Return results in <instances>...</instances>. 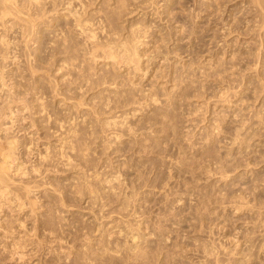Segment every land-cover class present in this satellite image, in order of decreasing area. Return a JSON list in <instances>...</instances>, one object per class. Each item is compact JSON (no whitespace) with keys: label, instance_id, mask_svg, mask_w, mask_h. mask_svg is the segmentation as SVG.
Listing matches in <instances>:
<instances>
[{"label":"rangeland","instance_id":"obj_1","mask_svg":"<svg viewBox=\"0 0 264 264\" xmlns=\"http://www.w3.org/2000/svg\"><path fill=\"white\" fill-rule=\"evenodd\" d=\"M27 1L15 0L21 16L33 22L30 34L22 37L26 42L21 37L12 38L13 29H0V34L12 38L7 39L13 40L11 44H23L22 49L14 47L21 55L18 69L26 58L34 64L38 61L34 85L42 88V94L47 91L42 102L52 114L50 122H41L39 113H33L36 109L23 105L14 118L15 129L20 138L27 137L28 142L34 139L31 154L25 152L32 166L38 164L36 160L47 145L54 143L51 134L58 133V121L65 127L73 126L75 137L71 138L70 152L67 150L73 162H67V169L41 166V173L31 181V186L35 183L34 199L31 197L35 213L31 206L23 215H1V221L13 223V236L25 247L14 249L11 239L7 242L2 238L4 231L0 230V264H264V0H126L123 12L112 4L115 0H106L107 4L81 0L88 8L82 5L86 8L84 21L93 20L86 23L92 29L97 26L94 32L104 51L130 29L146 30V44L140 49L142 75L123 67L119 57L113 65L103 49L100 55L99 51L95 56L89 53L91 41H85L64 22L61 8L69 0H36L44 7L35 0H31L36 3L32 6ZM101 5H105L104 10ZM125 6L130 9L127 13H132H125ZM38 10L41 18L36 15ZM110 10L118 13L116 17ZM123 13V20H119ZM110 17L117 20L115 25ZM57 28L65 36L68 31L67 40ZM38 39L43 40L39 43ZM63 39L74 47L73 52L64 46ZM58 44H62L60 52ZM23 47L29 48L30 57L24 55ZM20 49H24V56ZM55 50L65 54L60 56ZM68 52L74 54L70 57ZM56 63L63 65L60 72ZM45 64L54 67L47 65V71ZM10 65L4 70L11 69L13 74L17 66ZM25 74L20 79L24 84L18 86L19 97L27 101L25 105L34 104L28 103L30 98L24 93L34 78ZM60 74H65V81ZM50 75L55 78L49 79ZM45 77L46 84L39 80ZM50 80L54 86L58 81L55 94L50 92ZM19 221L25 226L18 225Z\"/></svg>","mask_w":264,"mask_h":264},{"label":"bare ground","instance_id":"obj_2","mask_svg":"<svg viewBox=\"0 0 264 264\" xmlns=\"http://www.w3.org/2000/svg\"><path fill=\"white\" fill-rule=\"evenodd\" d=\"M25 1V0H24ZM27 1V0H26ZM36 1V0H35ZM42 1V0H41ZM48 1V0H47ZM51 1H53V0H51ZM87 1H89V0H87ZM104 1V2H103ZM101 3L102 4H104V3H106L107 4V2H105L106 0H103ZM107 1H109V0H107ZM124 1H126V0H115V2L113 3L112 2V4H115L116 5V7H119L120 6V9L122 8V10H121V12H123V6L125 5V2ZM136 1H138V0H136ZM136 1L134 2V4L136 3ZM153 1V0H152ZM23 2V1H22ZM30 2H31V6L35 3H32V1L30 0ZM36 2H38V1H36ZM40 2V1H39ZM37 3V5L39 4L40 5V3ZM42 2H45V1H42ZM49 2V1H48ZM54 2V1H53ZM55 2H57V1H55ZM54 2V3H55ZM62 2V1H61ZM75 1H73V0H69L68 2H66L65 3V6H64V4H63V6L64 7H62L61 9H63L62 11H61V13L63 12V15H65V20H64V22L67 24V26H68V28L71 26L72 28H73V31H74V29L75 30H77L78 31V35H82V36H80V37H82V38H85V41L86 40H89V42L91 43L90 45H91V49H90V54L92 55V56H95L94 54H96V52L97 51H99V50H102L101 49V44L100 43H98V41H97V38L98 37H96L97 36V34H95V30L97 29L96 27V29L95 28H93L92 29V27L90 28L89 27V25H87V23H86V21H90L91 19L89 18H87L88 20H86V21H84L86 18H84L83 17V13H85L84 12V9L86 10V8H87V5H85V4H82V2L83 1H81V0H77L76 1V3H78V4H76V3H74ZM110 2V1H109ZM109 2H108V4H109ZM133 2V1H132ZM258 2V1H257ZM26 3V2H25ZM27 3H28V1H27ZM53 3V4H54ZM127 3V2H126ZM129 3V2H128ZM128 3L126 4V6H128ZM138 3V2H137ZM36 4V3H35ZM34 4V5H35ZM43 5H44V3H42ZM46 4V3H45ZM49 4V3H48ZM100 4V3H99ZM254 4H255V2H254ZM259 4V3H258ZM264 4V3H263ZM37 5H36V7H37ZM43 5H40V6H43ZM47 5V4H46ZM55 5V4H54ZM53 5V6H54ZM59 4H57V6H58ZM78 5V6H77ZM82 5H85V7L86 8H83L84 6H82ZM91 5V4H90ZM111 5V4H110ZM140 5V4H139ZM39 6V7H40ZM89 6V5H88ZM103 6H105V5H103ZM103 6L101 5L100 7H102V9L104 10L105 8H103ZM125 6V7H126ZM44 7V6H43ZM42 7V8H43ZM107 7V6H106ZM111 7V6H110ZM114 7V6H113ZM113 7H111V8H113ZM116 7L115 8H113V9H116ZM132 7V6H131ZM135 7V6H134ZM35 8V7H34ZM38 8V7H37ZM42 8H40L41 10H42ZM55 8V7H54ZM54 8H52L53 10H54ZM111 8H109V9H111ZM127 8V7H126ZM27 9H28V6H27ZM46 9V8H45ZM51 9V8H50ZM56 9V8H55ZM88 9V8H87ZM93 9V8H92ZM101 9V8H100ZM101 9V10H102ZM107 9V8H106ZM112 9V10H113ZM134 9V8H133ZM30 10V9H29ZM31 10H33V9H31ZM36 10V9H35ZM53 10H52V12H53ZM102 10V11H103ZM112 10H110L112 13H114ZM127 10H130V9H126V12L125 13H127ZM47 11V10H46ZM50 11V10H49ZM60 11V10H59ZM101 11V12H102ZM120 11V10H119ZM124 11H125V9H124ZM33 12H34V10H33ZM37 12V14L36 15H38L39 17H40V15L39 14H41V13H38V12H41V11H36ZM45 12V11H44ZM55 12V11H54ZM116 12V11H115ZM120 12V13H121ZM35 13V12H34ZM33 13V14H34ZM43 13V12H42ZM46 13V12H45ZM58 13V12H57ZM110 13V12H109ZM109 13H107V15L109 14ZM125 13H123V14H120L117 18H119V20H121L122 19V17L121 16H123V15H125ZM130 13H132V11H130V12H128L127 14H130ZM86 14H87V11H86ZM92 13H90V15H91ZM95 12L93 13V15L95 16ZM101 13L99 12V15H100ZM103 14H106V13H104L103 12ZM115 14V17H116V15L118 14L117 12L116 13H114ZM127 14H126V16H127ZM35 15V14H34ZM36 15H35V17H36ZM85 15V14H84ZM88 15V14H87ZM111 15V14H110ZM27 16H28V14H27ZM32 16V15H31ZM42 16H44V13H43V15ZM103 16V15H102ZM105 16V15H104ZM112 16V15H111ZM125 16V17H126ZM35 17H34V19H35ZM52 17V16H51ZM58 17V16H57ZM56 17V18H57ZM60 17V16H59ZM87 17H90V16H87ZM95 17H97V16H95ZM41 18V17H40ZM47 18V17H46ZM45 18V19H46ZM49 18V17H48ZM103 18H106V19H104L103 21H105V20H107V16L106 17H103ZM112 20H114V17H110ZM57 19H59V18H57ZM101 20H102V18H100ZM116 19V18H115ZM37 20V19H36ZM38 20H39V18H38ZM37 20V21H38ZM56 20V19H55ZM54 20V21H55ZM67 20H68V22H67ZM95 20V19H94ZM111 20V21H112ZM123 20V19H122ZM42 21V20H41ZM46 21V20H45ZM52 21V20H51ZM60 21V20H59ZM59 21H57L56 22V24H58L59 23ZM62 21V20H61ZM61 21H60V23H61ZM91 21H93V20H91ZM109 21V20H108ZM108 21H106V22H108ZM116 21L117 20H114L112 23L115 25V23H116ZM105 22V23H106ZM115 22V23H114ZM38 23V22H37ZM40 23V22H39ZM53 22H51V24H52ZM64 23V24H65ZM70 25H69V24ZM93 23V22H92ZM102 23V22H101ZM100 23V24H101ZM104 23V24H105ZM110 24H111V26L113 25L111 22H109ZM109 23H108V25H109ZM119 23V22H118ZM120 23H121V21H120ZM35 24V23H34ZM42 24V23H41ZM43 24H44V20H43ZM64 24H63V26H64ZM66 24H65V26H66ZM95 24V23H94ZM46 25H47V23H46ZM46 25H43L42 27H44V26H46ZM61 24H59V26H60ZM92 25V24H91ZM98 25V24H97ZM107 25V24H106ZM113 25V26H114ZM120 25V24H119ZM33 26V22H32V20H30L29 18H27V17H25V16H21V11L17 8V4H16V2H15V0H0V29H2V30H12L13 29V31H12V33L15 31V34H13L12 35V38H22L23 36H24V34H25V36H27V34L29 35L30 34V28ZM38 26V25H37ZM36 26V27H37ZM58 26V25H57ZM62 26V27H63ZM64 26V27H65ZM94 26V25H93ZM111 26H109V27H111ZM127 26V25H126ZM130 26V25H129ZM35 27V28H36ZM51 27H52V25H51ZM62 27H60V28H62ZM63 27V28H64ZM102 27V26H101ZM101 27H100V29H101ZM103 27H104V25H103ZM108 27V26H107ZM116 27H117V25H116ZM116 27H114L115 28V30L117 29ZM119 27H121V26H119ZM119 27H118V29H119ZM153 27V26H152ZM7 28V29H6ZM53 28V27H52ZM62 28V29H63ZM37 29L41 32V30L39 29V27H37ZM58 29V28H57ZM56 29V30H57ZM62 29L60 30V29H58V30H60V31H62ZM65 29H67V28H65ZM71 29V28H70ZM95 29V30H94ZM105 29H106V26H105ZM122 29V28H121ZM1 30V31H2ZM44 30L45 31H48L49 29H46V28H44ZM50 30H52V29H50ZM53 30H55L54 28H53ZM57 30V31H58ZM68 30V29H67ZM113 30V29H112ZM112 30L110 31L111 32V34H112ZM114 30V31H115ZM123 30V29H122ZM32 31V30H31ZM37 31V30H36ZM56 31V32H57ZM65 31V30H64ZM70 31H72V30H70ZM69 31V32H70ZM105 31V30H104ZM107 31V30H106ZM109 31V30H108ZM107 31V32H108ZM121 31V30H120ZM119 31V32H120ZM42 32L44 33V31L42 30ZM52 32H54V31H52ZM67 32V34H68V31H66ZM76 32V31H75ZM99 32H101V31H99ZM99 32H96V33H99ZM107 32H105V33H107ZM118 31L116 32V33H118V34H120ZM150 32V31H149ZM148 32V33H149ZM4 34V32H1V34ZM6 34H7V32H5ZM11 33V32H10ZM10 33H9V36H10ZM11 33V34H12ZM34 33V32H33ZM38 33V32H37ZM43 33H41V34H43ZM46 33V32H45ZM48 33H49V31H48ZM47 33V34H48ZM50 33H51V31H50ZM58 33V32H57ZM62 33V36L61 37H63V36H65V35H63V31L61 32ZM104 33V32H103ZM109 33V32H108ZM123 33H124V30H123ZM145 33H146V30L144 29V28H136V29H134V28H132V29H130L128 32H127V35L126 36H124V38L123 39H120V40H117V39H115V40H117V41H113L112 42V44H114V46L112 45V46H109L110 44H107V51H104V49H103V55L104 56H106V57H110L111 58V63L114 65V63H118L117 62V60H118V57L120 58L119 60H120V63H121V65L123 66V67H126L127 69L129 68V69H131L132 71H134V73H139L140 71L141 72H143V70H144V68L141 66V64H142V55H143V53L141 54L140 53V49L142 48V46L144 45V44H146V43H144L145 42V40H144V38H145ZM0 34V60H1V63H0V217H1V215L3 216V215H6L7 213H15V212H18L19 214H22V213H25V211L28 209V207H30L31 208V206H32V204L33 203H35V202H33L34 200V198L32 197V186L33 185H35V183L31 186V181H33V180H35L34 178H36V176L37 175H39L40 173H41V166L42 167H44V168H48V167H57V166H60V165H62V168H63V166L65 167V168H63V169H67V168H70L69 166H70V156L68 155V151L67 150H69V149H71L72 148V140H71V138H72V136L74 135V128H72L73 126H71V125H69V127H67V125H66V127L64 126V124H62V123H60V121H58L59 123H57V127H58V133H55V132H53V134H51L53 137H55L53 140H54V143L53 144H51V145H47V147L44 149V151H42L43 152V154H40V156L39 155H37V157H38V159L36 160L37 162H38V167H37V165H34V164H32V166H29V162L27 161V159H25V155H27V153H25V152H29V154H31L30 152H32L31 150H32V145H33V140L34 139H32V140H30L29 142L28 141H26L27 140V137H26V140H24L25 139V137H22V138H20V136L17 134V132L18 131H16V129H15V123H16V121H14V118H16L17 116H16V114L18 113V115H19V107H21V106H23L24 105V107H26L27 109L28 108H30V105L32 106V108L33 109H36L33 113H35V112H37V113H39V120L41 121V122H44V121H46L47 123L48 122H50V119H51V114H49L47 111H46V106H48V105H46L45 106V104L43 103L44 101H43V96L42 95H45V97H46V92L47 91H43V92H45V94H42L40 91H42V90H40V88L39 87H37V85H34V84H36V83H34L35 82V78H34V74L35 73H37V70L35 71L34 70V68H36L38 65H36L35 66V64H37L36 62H38V61H36V59H35V64H34V61H32V60H30V61H28V59L26 58V60H22L23 61V64H22V67H21V69H18V66H17V63H18V58H20V56H19V54H17V52L16 51H14V47L15 46H17L19 43H21V42H18V44H16V43H12L11 44V42L13 41H8L7 39L8 38H10V37H8V38H4L3 36H5V34L3 35H1ZM39 34V33H38ZM60 34V33H59ZM58 34V35H59ZM66 34V36H70V35H67ZM70 34V33H69ZM115 34V33H114ZM55 35V34H54ZM122 35V34H121ZM149 35V34H148ZM35 36V35H34ZM60 36V35H59ZM58 36V37H59ZM65 36V37H66ZM73 36V35H72ZM72 36L70 37V38H72ZM100 36V35H99ZM104 36H106L105 34H104ZM103 36V37H104ZM109 36H111V35H109ZM116 36H118L117 34H116ZM7 37V36H6ZM60 37V38H61ZM64 37V38H65ZM79 37V38H80ZM102 37V38H103ZM112 37V36H111ZM110 37V38H111ZM119 37H121V36H119ZM146 37H147V35H146ZM12 38H10V39H12ZM50 38V37H49ZM54 38V37H53ZM56 38V37H55ZM59 38V39H60ZM70 38L68 39V40H70ZM75 38V37H74ZM78 38V39H79ZM109 38V37H108ZM107 38V39H108ZM113 38H115V37H113ZM122 38V37H121ZM23 39V41L24 42H26L25 40H24V38H22ZM51 39V38H50ZM57 39V38H56ZM56 39H54V42H52V43H55V40ZM66 40H67V37L65 38ZM76 39V38H75ZM75 39L73 40L74 42H75ZM81 39V38H80ZM100 39V38H99ZM148 39V38H147ZM15 40V39H14ZM37 40V39H36ZM39 40V39H38ZM43 39H41V40H39V43H40V41H42ZM48 40V39H47ZM66 40H64L63 39V43H65V41ZM77 40V39H76ZM84 40V39H83ZM82 40V41H83ZM103 40V39H102ZM22 41V42H23ZM34 41V40H33ZM48 41H50V40H48ZM51 41H53V40H51ZM58 41V40H57ZM56 41V42H57ZM81 41V40H80ZM147 41V40H146ZM68 42V41H67ZM72 42V41H71ZM74 42L72 43V44H74ZM100 42V41H99ZM148 42V41H147ZM32 43V42H31ZM35 43V42H34ZM38 43V42H37ZM60 43H62V40L60 41ZM62 43V44H63ZM70 43V41L68 42V44ZM75 43H77L78 44V41H76ZM105 43V42H104ZM109 43H110V40H109ZM16 44V45H15ZM47 44V43H46ZM62 44H60V45H62ZM74 45L75 47L76 46H78V45ZM30 45V44H29ZM41 45V44H40ZM42 45H43V43H42ZM41 45V46H42ZM45 45V44H44ZM48 45V44H47ZM59 44H58V51H59V49L60 48H62V47H60L59 48V46H60ZM66 45V43L64 44V46ZM87 45H88V43H87ZM106 45V44H105ZM21 46H23V44L21 45ZM21 46H19L18 45V48L17 49H19V47H21ZM27 47H28V42H27V45H26ZM33 46V45H32ZM49 46H50V44H49ZM48 46V49L50 48ZM52 46H54V45H52ZM73 46V45H72ZM145 46V45H144ZM66 47H68V48H70L69 50H71L70 52H73L72 51V49L74 48H71V44H70V46H67L66 45ZM88 47V46H87ZM100 47V49H98ZM16 48V47H15ZM24 48V47H23ZM44 48H46L45 46H44ZM65 48V47H64ZM82 48H84V47H82ZM144 48V47H143ZM150 48V47H149ZM21 49H22V47H21ZM20 49V50H21ZM25 50L27 49V48H24ZM23 49V50H24ZM29 49V48H28ZM27 49V50H28ZM42 49V48H41ZM40 49V50H41ZM53 49V48H52ZM54 49H56V48H54ZM85 49V48H84ZM23 50H21L22 52V55H23ZM27 50L24 52V55L26 54H29L28 52H27ZM39 50V51H40ZM42 50H44V49H42ZM41 50V51H42ZM57 50V49H56ZM55 50V51H56ZM61 50V49H60ZM68 50V51H69ZM144 50V49H143ZM30 51H32V50H30ZM40 51V52H41ZM55 51L53 52V53H55ZM63 51H67L66 50V48L65 49H63ZM77 48H76V53H77ZM89 51V50H88ZM27 52V53H26ZM45 52V51H44ZM60 52V51H59ZM59 52H57L56 51V53H59ZM65 52H62V53H64L65 54ZM100 52L101 51H99L98 53H99V55H100ZM107 54H106V53ZM18 53H19V51H18ZM20 53V54H21ZM35 53V50H34V52L32 53V55ZM39 53V52H38ZM38 53H36V55L38 54ZM50 53V52H49ZM52 53V54H53ZM61 53V54H62ZM78 53H80L79 51H78ZM98 53H97V55H98ZM41 54V53H40ZM60 54V53H59ZM61 54H60V56H61ZM63 54V55H64ZM68 54H69V56L72 54V53H69L68 52ZM74 54V53H73ZM72 54V55H73ZM82 54H84V53H82ZM89 54V55H90ZM102 54V53H101ZM106 54V55H105ZM23 55V56H24ZM39 55V54H38ZM45 55V54H44ZM56 55V54H55ZM55 55H53V56H51V55H48V56H51V57H53V59H54V56ZM96 55V56H97ZM144 55H145V53H144ZM28 56V55H27ZM26 56V57H27ZM40 56H42V55H40ZM47 56V57H48ZM68 56V57H69ZM76 56H78V55H76ZM82 56V55H81ZM149 56V55H148ZM28 57H30V56H28ZM33 57V56H32ZM39 57V56H38ZM44 57H46V56H44ZM57 56H55V58H56ZM64 57V56H63ZM71 57V56H70ZM21 58H23L24 59V57H21ZM41 58V57H40ZM39 58V59H40ZM61 58V57H60ZM65 58H67L66 56H65ZM72 58H73V56H72ZM71 58V59H72ZM77 59H78V57H76ZM88 58V57H87ZM91 58H93V57H91ZM32 59V58H31ZM49 59H50V57H49ZM48 59V60H49ZM58 59V58H57ZM68 59V58H67ZM73 59H75V57L73 58ZM86 59V58H85ZM148 59V58H147ZM21 60V59H20ZM34 60V59H33ZM38 60V59H37ZM45 60H47V58H45L43 61H45ZM63 60V59H62ZM69 60V59H68ZM41 61V60H40ZM53 61V60H52ZM58 61V60H57ZM64 61V60H63ZM63 61H61V62H63ZM82 61H83V59H82ZM81 61V62H82ZM95 61H96V59H95ZM50 62H51V60H50ZM50 62H47V63H50ZM72 62H73V60H72ZM72 62H71V64H72ZM90 62H92L91 60H90ZM20 63V62H19ZM18 63V64H19ZM22 63V62H21ZM44 63V62H43ZM43 63H40V67L39 68H41L43 65ZM54 64H55V62H53ZM67 63V61L65 62V64ZM76 63V62H75ZM80 63V62H79ZM108 63V62H107ZM10 64H14V65H12L13 66V68H15L16 66V68H15V70L13 71V74H10V71H12L11 69L10 70H4L6 67L5 66H9ZM16 64V65H15ZM54 64H52L51 66L49 65V64H47V65H49L50 67H52ZM67 64H69V62L67 63ZM42 65V66H41ZM46 65V64H45ZM46 65V69H47V66ZM56 65H57V63H56ZM55 65V66H56ZM92 64H90V66H91ZM116 65V64H115ZM58 66V65H57ZM65 66V65H64ZM66 66H69V65H66ZM65 66V67H66ZM75 66V65H74ZM105 66V65H104ZM112 66V65H111ZM54 67V66H53ZM53 67H52V69H53ZM62 67H63V65H59L58 66V72H60L61 71V69H62ZM65 67H64V69L63 70H65ZM82 67V66H81ZM115 67V66H114ZM116 67H117V65H116ZM120 67V66H119ZM118 67V68H119ZM146 67V66H145ZM9 68H11V65L8 67V69ZM43 68H45V67H43ZM49 68V67H48ZM69 68V70L71 69L70 67H68ZM67 68V69H68ZM72 68H73V64H72ZM76 68V67H75ZM110 68V67H109ZM42 69V68H41ZM55 69V68H54ZM104 69V68H103ZM123 69V68H122ZM49 70H51V68L49 69ZM82 70V69H81ZM88 70V69H87ZM146 70V69H145ZM176 70V69H175ZM47 71H48V69H47ZM66 71V70H65ZM107 71V70H106ZM35 72V73H34ZM44 72V71H43ZM45 72H46V70H45ZM57 72V73H58ZM69 72V71H68ZM108 72V71H107ZM115 72V71H114ZM141 72H140V74H141ZM24 75L25 73L26 74H28L29 73V75L30 76H32L33 75V78H31V79H33V80H31L32 82V84L30 85V86H28V89L26 90V91H24V93L25 94H28L26 97H28V98H30V101L28 102V103H31V102H33L34 101V104H29V105H25L24 103L25 102H27L26 100L24 101V100H22V98H20L19 97V95H20V93H19V91H20V89L21 88H18V86L20 87L21 85H23V84H21V81H20V79L22 78L21 77V75L22 74ZM41 73V72H40ZM48 73V72H47ZM50 73H52L51 71H50ZM56 73V74H57ZM71 73V72H70ZM80 73V72H79ZM87 73V72H86ZM95 73V72H94ZM102 73V72H101ZM109 73V72H108ZM147 73V72H146ZM25 74V75H26ZM54 74V73H53ZM56 74H55V76H56ZM82 74V73H81ZM103 74H104V72H103ZM132 74V73H131ZM130 74V75H131ZM44 75V74H43ZM47 74L45 73V76H46ZM64 75L65 74H63L62 76H61V74H60V77H62V80L63 81H65L64 79H65V77H64ZM70 75V74H69ZM72 75H73V73H72ZM89 75V74H88ZM111 75V74H110ZM114 75H116V74H114ZM113 75V76H114ZM142 75V74H141ZM29 76V77H30ZM81 76V75H80ZM86 76V75H85ZM101 76V75H100ZM102 76H104V75H102ZM144 76H146V75H144ZM6 77H8V79L7 80H11V81H9V83H6ZM28 76H27V78H29ZM43 77V76H42ZM48 77H50L49 79H51V75L50 76H48ZM48 77H47V79H48ZM58 77V76H57ZM74 77V76H73ZM92 77V76H91ZM97 77V76H96ZM141 77V76H140ZM40 78H41V76H40ZM53 79L55 78V77H52ZM84 78V77H83ZM102 78H104V77H102ZM110 78V77H109ZM174 78V77H173ZM24 79V78H23ZM43 79H45V81H48V80H46V77L45 78H42V79H39L40 80V82H41V80H42V82H44L43 81ZM94 79V78H93ZM93 79H91V81L93 80ZM97 79V78H96ZM105 79H106V77H105ZM108 79V78H107ZM24 80H26V79H24ZM29 80V79H28ZM61 80V81H62ZM66 80H68V79H66ZM77 80V79H76ZM86 80V79H85ZM135 80V79H134ZM156 80V79H155ZM38 81V80H37ZM36 81V82H37ZM54 80H50L48 83L50 84V82H52V84H50V85H52V91H50V92H54L53 94H55L56 92H57V90H59V89H56V87L58 86V84H57V82H56V84L55 85H57V86H54L53 85V82ZM70 81H71V79H70ZM24 82V81H23ZM30 82V81H29ZM99 82V81H98ZM27 83H28V81H27ZM26 83V84H27ZM59 83L61 84V82L59 81ZM66 83H68V81H66ZM65 83V84H66ZM70 84H71V82H69ZM75 83V82H74ZM78 83H79V81H78ZM83 83V82H82ZM94 83V82H93ZM116 83V82H115ZM124 83V82H123ZM44 84H46V82H44ZM59 84V85H60ZM64 83H62V85H63ZM64 84V85H65ZM91 84V83H90ZM105 84V83H104ZM29 85V84H28ZM67 85H69V84H67ZM76 85H77V83H76ZM103 84H101V86H102ZM111 85H113V84H111ZM126 85H127V82H126ZM129 85V84H128ZM84 86V85H83ZM107 86V85H106ZM109 86V85H108ZM124 86V85H123ZM157 86V85H156ZM25 87H26V85H25ZM51 87V86H50ZM65 87H67V86H65ZM71 87V86H70ZM163 87V86H162ZM23 88V87H22ZM58 88H60V87H58ZM63 88H64V86H63ZM95 88V87H94ZM102 88V87H101ZM111 88V87H110ZM115 88V87H114ZM124 88V87H123ZM42 89V88H41ZM44 90H45V88H43ZM50 89V90H51ZM82 89V88H81ZM113 89V88H112ZM133 89V88H132ZM132 89H130V91L132 90ZM25 90V89H24ZM110 90V89H109ZM115 90V89H114ZM113 90V91H114ZM71 91V90H70ZM117 91V90H116ZM127 91V90H126ZM129 91V92H130ZM83 92V91H82ZM110 92V91H109ZM108 92V93H109ZM152 92V91H151ZM170 92V91H169ZM61 92H59V94H60ZM79 93H81V92H79ZM99 93V92H98ZM97 93V94H98ZM114 93V92H113ZM118 93H119V91H118ZM122 93V92H121ZM127 93H128V91H127ZM131 93V92H130ZM158 93V92H157ZM164 93V92H163ZM24 94V95H25ZM58 94V95H59ZM75 94V93H74ZM123 94V93H122ZM159 94V93H158ZM61 95V94H60ZM62 95H63V93H62ZM121 95V94H120ZM128 95V94H127ZM131 95V94H130ZM169 95V94H168ZM23 96V95H22ZM56 96V95H55ZM69 96V95H68ZM102 96V95H101ZM109 96V95H108ZM113 96V95H112ZM111 96V97H112ZM116 96V95H115ZM25 97V98H26ZM73 97V96H72ZM117 97H118V95H117ZM117 97H116V99H117ZM123 97V96H122ZM131 97V96H130ZM47 98V97H46ZM46 98H44V99H46ZM49 98V97H48ZM54 98V97H53ZM57 98V97H56ZM63 99H64V97H62ZM102 98V97H101ZM110 98V97H109ZM125 98V97H124ZM127 98V97H126ZM133 98V97H132ZM24 99V98H23ZM67 99V98H66ZM147 99V98H146ZM156 99V98H155ZM105 100V99H104ZM110 100V99H109ZM120 100H122V99H120ZM129 100H130V98H129ZM43 101V102H42ZM48 101V100H47ZM116 101V100H115ZM103 102V101H102ZM125 102V101H124ZM155 102V101H154ZM46 103V102H45ZM69 103V102H68ZM110 103V102H109ZM120 103H121V101H120ZM128 103V102H127ZM58 104V106L60 105H62V104H60V102H58L57 103ZM94 104V103H93ZM121 104H123V103H121ZM77 105V104H76ZM109 105V104H108ZM111 105V104H110ZM172 105V104H171ZM54 106V105H53ZM64 106V105H63ZM79 106H81L80 105V103H79ZM97 106V105H96ZM115 106V105H114ZM122 106V105H121ZM120 106V107H121ZM125 106V105H124ZM51 107V106H50ZM62 107V106H61ZM65 107V106H64ZM83 106H81V108H82ZM119 107V106H118ZM31 108V109H32ZM63 108V107H62ZM77 108V107H76ZM138 108V107H137ZM22 109V108H21ZM53 109H55V108H53ZM92 109V108H91ZM106 109V108H105ZM111 109V108H110ZM118 109V108H117ZM139 109V108H138ZM141 109V108H140ZM26 110V109H25ZM52 110V109H51ZM59 110V109H58ZM101 110V109H100ZM28 111V110H27ZM30 111V110H29ZM33 111V110H32ZM48 111H49V109H48ZM54 111V110H53ZM94 111V110H93ZM93 111H92V113H93ZM105 111H107V110H105ZM174 111V110H173ZM100 112V111H99ZM162 112V111H161ZM30 113H32V112H30ZM33 113L31 114V115H33ZM55 113V112H54ZM105 113V112H104ZM68 114V113H67ZM170 114V113H169ZM38 115V114H37ZM99 115V114H98ZM134 115V114H133ZM35 116V115H34ZM62 116V115H61ZM68 116H70V115H68ZM79 116V115H78ZM121 116V115H120ZM135 116H137V115H135ZM98 117H100V116H98ZM107 118V117H106ZM125 118H126V116H125ZM17 119V118H16ZM15 119V120H16ZM55 119V118H54ZM59 119V118H58ZM61 119V118H60ZM84 119H86V118H84ZM83 119V120H84ZM88 119H90V118H88ZM97 119V118H96ZM127 119H129V118H127ZM158 119V118H157ZM32 120V119H31ZM34 120V123H35V119H33ZM99 120V119H98ZM18 121V120H17ZM40 121H39V124H40ZM66 121V120H65ZM116 121H117V119H116ZM19 122V121H18ZM53 122V121H52ZM57 122V121H56ZM68 122V121H67ZM74 122V121H73ZM72 122V123H73ZM111 122V121H110ZM109 122V123H110ZM120 122V121H119ZM118 122V123H119ZM38 123V122H37ZM108 123V122H107ZM115 123H117V122H115ZM115 123H114V125H115ZM117 123V124H118ZM150 123V122H149ZM71 124V123H70ZM74 124V123H73ZM112 124V123H111ZM116 124V125H117ZM122 124V123H121ZM110 125V124H109ZM113 125V124H112ZM22 126V125H21ZM20 126V127H21ZM38 126V125H37ZM36 126V127H37ZM41 126V125H40ZM44 126V125H43ZM148 126V125H147ZM47 127V126H46ZM115 127V126H114ZM113 127V128H114ZM118 127V126H117ZM122 127V126H121ZM125 127V126H124ZM158 127V126H157ZM65 128V129H64ZM84 128V127H83ZM110 128H112V127H110ZM33 129V128H32ZM44 129V128H43ZM57 129V128H56ZM72 129H73V131H72ZM85 129V128H84ZM104 129V128H103ZM174 129V128H173ZM55 130V129H54ZM53 130V131H54ZM76 130V129H75ZM80 130V129H79ZM78 130V131H79ZM117 130V129H116ZM132 130V129H131ZM171 130V129H170ZM77 131V130H76ZM77 131V132H78ZM121 131H123L122 129H121ZM127 131V130H126ZM44 132V131H43ZM85 132V131H84ZM120 132V131H119ZM125 132V131H124ZM158 132V131H157ZM170 132V131H169ZM47 133V132H46ZM54 133H55V135H54ZM86 133V132H85ZM113 133V132H112ZM118 134V133H117ZM29 137H30V135L29 134H27ZM50 135V136H51ZM83 135V134H82ZM89 135V134H88ZM24 136H26V135H24ZM51 136V137H52ZM79 136V135H78ZM77 136V137H78ZM100 136V135H99ZM28 137V138H29ZM73 137H75V135L73 136ZM96 137V136H95ZM121 137H123V134H122V136ZM84 138H86V137H84ZM140 138H142V137H140ZM77 139V138H76ZM78 140V139H77ZM114 140V139H113ZM112 140V141H113ZM118 140V139H117ZM119 141V140H118ZM99 142V141H98ZM108 143V142H107ZM149 143V142H148ZM79 144V143H78ZM84 145V144H83ZM160 145V144H159ZM87 146V145H86ZM115 146V145H114ZM134 147V146H133ZM43 149V148H42ZM84 149V148H83ZM76 150V149H75ZM69 152H70V150H69ZM40 153V152H39ZM72 154V153H71ZM84 155V154H83ZM28 156V155H27ZM31 156V155H30ZM146 156V155H145ZM100 158V157H99ZM84 159H86L85 157H84ZM30 160V159H29ZM82 160V159H81ZM87 160H89V159H87ZM72 161V160H71ZM67 162H69V163H67ZM73 162V161H72ZM32 163V162H31ZM67 164L69 165L67 168H66V166H67ZM88 164V163H87ZM86 164V165H87ZM120 166V165H119ZM61 167V166H60ZM72 167V166H71ZM58 168V167H57ZM81 168V167H80ZM74 169H75V167H74ZM73 169V170H74ZM78 170V169H77ZM45 171V170H44ZM47 171V170H46ZM77 172V171H76ZM69 173V172H68ZM80 173V172H79ZM48 174V173H47ZM87 174V173H86ZM65 176V175H64ZM38 177H40V176H38ZM43 177V176H42ZM41 177V178H42ZM96 177V176H95ZM83 178V177H82ZM98 178V177H97ZM117 178H118V176H117ZM79 179H81V178H79ZM119 180V179H118ZM86 181V180H85ZM36 182V181H35ZM50 182V181H49ZM90 182V181H89ZM109 182H111V181H109ZM88 183V182H87ZM86 183V184H87ZM80 184V183H79ZM85 185V184H84ZM83 185V186H84ZM33 187H35V186H33ZM83 189V188H82ZM34 190V189H33ZM127 194V193H126ZM35 195H37V194H34V196ZM62 195V194H61ZM33 199H32V198ZM79 197V196H78ZM84 197V196H83ZM127 197V196H126ZM36 199H38V198H36ZM98 201V200H97ZM204 204V203H203ZM65 205V204H64ZM34 206V205H33ZM33 206H32V208L31 209H33L34 210V208H33ZM36 206V205H35ZM68 206V205H67ZM35 211L36 210H34L33 212L35 213ZM33 212H32V214H33ZM199 212V211H198ZM18 213H16V214H18ZM59 214V213H58ZM9 215V214H8ZM11 215V214H10ZM13 215H15V214H13ZM23 215V214H22ZM7 216V215H6ZM5 216V217H6ZM20 216V215H19ZM4 217V216H3ZM18 217V216H17ZM59 217H60V215H59ZM9 218V217H8ZM51 218V217H50ZM43 219V218H42ZM45 219V218H44ZM59 219V218H58ZM7 221V220H6ZM17 221V220H16ZM18 222V221H17ZM56 222V221H55ZM23 223H24V221H23ZM23 223H21L20 221H19V224L18 225H24ZM11 224H13L11 221L9 222H5V221H1V218H0V230H2V238H4L5 240H7V242H8V240L9 239H11V240H9V241H11L12 242V247L14 248V249H16L17 250V248H23V246L24 245H22L23 244V241H21V239L20 240H16L15 238V236H13V230H11L12 229V226H11ZM14 224H16V223H14ZM65 224V223H64ZM21 226V227H22ZM25 226V225H24ZM78 226V225H77ZM16 227V226H15ZM27 227V226H26ZM25 227V228H26ZM17 228V227H16ZM20 228V227H19ZM34 229V228H33ZM50 229V228H49ZM11 230V231H10ZM21 231V230H20ZM15 232V231H14ZM24 232L25 233H27L26 232V229L24 230ZM23 232V233H24ZM20 233V232H19ZM16 234V233H15ZM1 235V234H0ZM18 236V235H17ZM23 237L25 236L24 234L22 235ZM22 236H19V237H22ZM52 236V235H51ZM38 239V238H37ZM110 239V238H109ZM27 240V239H26ZM85 240V239H84ZM3 241V240H2ZM44 242V241H43ZM134 242H136L135 241V239H134ZM133 243V242H132ZM10 244V243H9ZM27 245V244H26ZM61 245V244H60ZM10 246V248L9 249H12V247ZM66 246V245H65ZM111 246V245H110ZM8 247V246H7ZM25 247V246H24ZM20 248H19V250H20ZM7 249V248H6ZM24 249V248H23ZM143 249V248H142ZM13 250V249H12ZM16 250L14 251V252H16ZM107 250V249H106ZM139 250V249H138ZM11 251V250H10ZM119 251V250H118ZM13 252V253H14ZM24 252V251H23ZM67 252V251H66ZM147 252V251H146ZM4 253H5V251H4ZM6 253H7V251H6ZM12 253V252H11ZM18 253V252H17ZM8 254V253H7ZM10 254V253H9ZM15 254V253H14ZM3 255V254H2ZM1 255V256H2ZM6 255V254H5ZM12 255V254H11ZM13 256V255H12ZM3 257V256H2ZM117 257V256H116ZM3 258H6V257H3ZM21 259V258H20ZM2 260H5V259H2ZM104 260V259H103ZM13 261V260H12ZM20 261V260H19ZM21 261H23V260H21ZM137 261H139V260H137ZM2 264H3V262H1ZM92 263V262H91Z\"/></svg>","mask_w":264,"mask_h":264}]
</instances>
